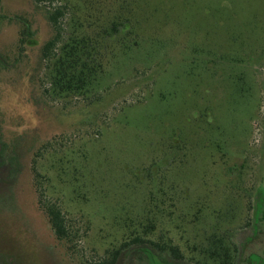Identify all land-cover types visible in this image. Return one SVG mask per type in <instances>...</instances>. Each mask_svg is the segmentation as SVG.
Masks as SVG:
<instances>
[{
  "label": "rangeland",
  "instance_id": "374dc122",
  "mask_svg": "<svg viewBox=\"0 0 264 264\" xmlns=\"http://www.w3.org/2000/svg\"><path fill=\"white\" fill-rule=\"evenodd\" d=\"M57 1L71 15L91 1L99 25L119 16L131 30L115 34L100 87L62 98L41 59L45 8L2 0L0 129L18 161L0 167V264L95 261L136 235L186 264L225 236L237 264H264V0ZM25 22L35 44L15 63ZM34 160L81 232L74 260L38 208Z\"/></svg>",
  "mask_w": 264,
  "mask_h": 264
},
{
  "label": "trees",
  "instance_id": "16d2710c",
  "mask_svg": "<svg viewBox=\"0 0 264 264\" xmlns=\"http://www.w3.org/2000/svg\"><path fill=\"white\" fill-rule=\"evenodd\" d=\"M36 3L43 5L53 27V37L43 45L41 56L42 60L47 61L52 66V69L48 67L51 71L49 74L51 90L55 95L62 98H87L91 90L100 87L104 82L105 62L112 64L110 58L112 59L113 55L111 53H114L117 47L111 48V46L118 44H113V41L119 33V27L123 30L131 29H128V24L124 23L122 17L119 16H116L117 19L115 18L109 24L111 25L110 28L102 24L99 25L97 20L100 18L96 14L91 15L93 14L91 1H85L87 12L85 15H81V12H77L78 15L75 14L74 9V13L71 15L69 6L62 5L57 0H36ZM1 7L2 0H0V15L2 14ZM97 7L98 5L96 9ZM68 15H71L72 18L73 32L65 37L66 32L63 28ZM33 37L34 33L31 26L25 22L16 45L17 49L16 51L13 49L16 52L15 63H19L22 58L26 57L23 55L26 53V49L35 44ZM106 42L109 43V46L104 47L103 44ZM2 64L0 58V69ZM1 130L0 167L4 166L15 170L18 157L15 152L10 150L9 143L12 141L3 140L5 136L2 135ZM42 151H39V154ZM11 152L12 154H10ZM36 161L34 160L33 186L37 195L38 208L46 217L56 240L65 247L69 259L74 260L78 250L77 243L82 238L81 232L74 229L71 220L68 219L60 205L46 198L45 189L40 180L41 176L36 168ZM254 214L258 220V208ZM237 252L236 244L231 238L214 236L206 246L204 251L205 262L203 263L237 264ZM125 255H128L127 261H123ZM169 258L173 261H169ZM135 262L140 264H186L185 256L178 247L165 242H155L140 235L134 236L132 240L124 243L119 249L107 253L104 258L81 262L80 264H134Z\"/></svg>",
  "mask_w": 264,
  "mask_h": 264
}]
</instances>
